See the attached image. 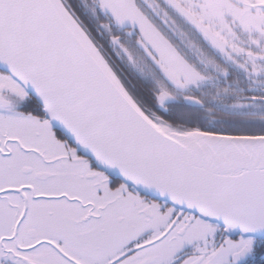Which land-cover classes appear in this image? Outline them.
<instances>
[{
    "label": "snow or ice",
    "instance_id": "6c2138e0",
    "mask_svg": "<svg viewBox=\"0 0 264 264\" xmlns=\"http://www.w3.org/2000/svg\"><path fill=\"white\" fill-rule=\"evenodd\" d=\"M0 264H264V0H0Z\"/></svg>",
    "mask_w": 264,
    "mask_h": 264
},
{
    "label": "flooded vegetation",
    "instance_id": "af4514ba",
    "mask_svg": "<svg viewBox=\"0 0 264 264\" xmlns=\"http://www.w3.org/2000/svg\"><path fill=\"white\" fill-rule=\"evenodd\" d=\"M84 3L86 6L91 7L94 4V0H84ZM100 42L105 44V46H107L105 40L101 39Z\"/></svg>",
    "mask_w": 264,
    "mask_h": 264
}]
</instances>
